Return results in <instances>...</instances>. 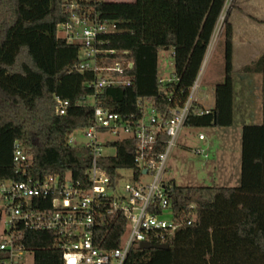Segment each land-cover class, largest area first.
I'll list each match as a JSON object with an SVG mask.
<instances>
[{"label": "trees", "instance_id": "1", "mask_svg": "<svg viewBox=\"0 0 264 264\" xmlns=\"http://www.w3.org/2000/svg\"><path fill=\"white\" fill-rule=\"evenodd\" d=\"M227 0H98L102 19L116 31L104 36L108 48L131 52L129 85H110L97 93L98 104L121 114L140 113L139 99H149L164 113L182 104L202 67L207 48ZM65 0H0V181L21 180L13 164L14 141L30 158L31 174L42 178L70 172L82 178L90 166L85 147L67 144L76 129L92 123L95 74L81 70L82 49L59 34L70 20ZM232 24L223 25L224 80L215 86L210 113L188 115L186 126L233 124ZM172 48L178 81L160 88L158 52ZM262 60V58H261ZM248 70H261L262 61ZM67 99L66 114L56 112L57 99ZM196 108H203L197 103ZM264 113V108H263ZM116 153L102 159L113 176L117 168H134V142L112 143ZM172 207L195 205L191 225L180 227L168 248L134 246L125 264H264V118L242 128L241 176L236 186H178ZM126 231L119 218L108 226L105 247H117ZM23 246L35 264H63L55 235L25 231ZM0 250V264L4 258Z\"/></svg>", "mask_w": 264, "mask_h": 264}, {"label": "built area", "instance_id": "2", "mask_svg": "<svg viewBox=\"0 0 264 264\" xmlns=\"http://www.w3.org/2000/svg\"><path fill=\"white\" fill-rule=\"evenodd\" d=\"M97 1L67 0L70 20L58 27L61 36L81 45L79 68L95 74L91 84L95 94L84 102L94 106L92 123L79 128L84 130L88 142L79 145L70 138L79 129L67 138L68 145L88 149L90 166L82 178H75L70 172L36 178L31 174L30 158L22 143L14 141L13 164L16 173L24 177L0 181V222L5 217L0 237V250L5 256L1 264H35L34 253L22 244L25 231L54 233L63 264H125L134 246L141 242L167 243L177 229L193 223L195 205L182 211L172 207L174 188L165 180V174L188 115L192 111L197 115L211 112L195 107L199 79L190 87L184 102L168 113L157 110L149 99H139L138 114H121L98 104L97 93L105 87L131 83L128 70L133 59L128 50L106 46L104 36L115 32L116 25L100 17ZM177 81L173 73L157 79L162 89ZM56 99V112L66 114L69 100ZM198 137L203 139L204 135ZM126 139L134 142L135 167L128 169L133 170L135 181L120 188L117 173L127 168H117L111 176L102 159L116 153L114 141ZM195 152L204 153L202 149ZM121 217L126 220V231L119 246L105 247L108 226Z\"/></svg>", "mask_w": 264, "mask_h": 264}, {"label": "rangeland", "instance_id": "3", "mask_svg": "<svg viewBox=\"0 0 264 264\" xmlns=\"http://www.w3.org/2000/svg\"><path fill=\"white\" fill-rule=\"evenodd\" d=\"M67 1V0H65ZM112 1V0H111ZM113 1H133V0H113ZM234 0H227L225 7L221 13L219 18L218 27L214 34V39L218 38V36L223 37V25L226 21H229L228 11L230 10ZM209 49V48H208ZM215 52L213 61L211 62V69L209 70L205 67H201L197 78L199 79L198 88L196 90V101L199 104H202L204 107H209L210 104L213 103L214 94L211 90V81L209 78L211 77L210 74H215L219 72L221 69L224 70V52H225V43L224 38L217 41L215 45ZM207 57H205L206 61L207 58L209 59L210 54L207 50ZM174 70V60H173V49H160L158 52V72L159 76L167 77L172 74ZM201 72V73H200ZM209 77V78H208ZM236 78V76H235ZM235 92L239 91L244 94L245 83L235 79ZM206 95L208 97H206ZM241 102L236 99L235 100V107L234 112L236 114L234 124L232 126V137H236V142L238 145H241V131L240 126L243 121V114L246 113L245 108H241ZM221 132V137L219 139L220 144L216 147H220L219 151V160L218 165L214 167V155L217 153L215 150L214 152L210 149H206L204 147H200L202 142L198 139L199 134H203L204 137L206 136V140L203 141L206 143L212 137L214 132L211 126H201V127H193V126H185L182 130V133L179 136L178 142L176 147L172 149L170 153L167 171L165 174V180L169 181L170 183L174 182L178 186H213L225 183L221 179L227 178L228 183L227 186H234L238 184V180L235 181L233 178V174H235V169L237 171V166L235 168L236 161L233 158V154L230 159H226L223 157L225 155L222 154V150L227 147V142L229 141L228 137L224 136V128H218ZM103 137V136H102ZM106 137V136H105ZM70 138H73L74 141L79 145H84L88 142V138L84 134V130L79 129L73 132L70 135ZM209 138V139H208ZM232 145L235 142V138L231 140ZM233 147V146H232ZM198 148H204V153H197L195 152ZM106 152H112V149L105 148ZM205 152L208 154V157L205 156ZM217 157V158H218ZM212 163V164H211ZM237 173V172H236ZM239 174V172H238ZM215 177V180H214ZM135 181L134 173L132 169H121L117 173V183L118 186L121 188L126 183H132ZM172 181V182H171ZM215 181V182H214ZM8 184V183H6ZM2 198L0 197V204H2ZM5 217L0 222V237L2 234V230L5 227ZM26 258H30L26 256Z\"/></svg>", "mask_w": 264, "mask_h": 264}, {"label": "crops", "instance_id": "4", "mask_svg": "<svg viewBox=\"0 0 264 264\" xmlns=\"http://www.w3.org/2000/svg\"><path fill=\"white\" fill-rule=\"evenodd\" d=\"M111 1V0H110ZM113 1V0H112ZM229 22L232 24L233 29V55H232V81H233V124L235 120V100L238 99L241 104V108H245L246 113L241 114V118H243L242 124L240 126L241 131V145H242V128L246 124H261L263 122L264 113V0H234L233 4L228 11ZM219 22V21H218ZM217 26L215 31L217 30ZM214 31L212 38L210 40L209 46L207 48L208 53L210 54L209 59L204 58L202 67H205L209 70L211 69V62L213 61L215 45L218 40L223 39V37L218 36V38L214 39ZM214 51V52H213ZM207 54V52H206ZM207 57V55H205ZM262 58V60H261ZM261 60V66L263 71L261 70H248L250 66H256V63ZM224 67V66H223ZM211 77L209 80L211 81V90L212 93H215V86L217 83L224 80V70L221 69L219 72L215 74H210ZM236 76V78H235ZM235 79L240 80L245 83V91L244 94L242 92H235ZM206 97H208L206 95ZM198 103V102H197ZM201 106L204 109L211 110L215 106V95L213 98V103L209 105V107ZM223 127L226 132H224V136L228 137L229 141L227 142V147L223 149L222 154L225 155V158L230 159L233 154V158L236 161L235 168L237 166V171L235 169V174H233V178L235 181L238 179V184L240 183L241 176V145L237 144L236 137H232V126ZM214 132L210 140L206 143V136L203 139H198L202 142L200 147H204L206 149H210L213 152L217 150L214 155L213 165L216 167L218 165L219 160V148H216L220 142L219 139L221 137V132L218 131V126L211 125ZM235 138V142L232 145L231 140ZM209 139V138H208ZM218 144V145H217ZM233 146V147H232ZM204 148H198L204 150ZM205 154H207L205 152ZM208 157V154L207 156ZM218 157V158H217ZM212 164V163H211ZM237 172V173H236ZM239 172V174H238ZM237 179V180H236ZM215 180V177H214ZM222 184L213 185V186H227L228 179H221ZM172 182V181H171ZM215 182V181H214ZM237 184V185H238ZM236 186V185H234Z\"/></svg>", "mask_w": 264, "mask_h": 264}, {"label": "water", "instance_id": "5", "mask_svg": "<svg viewBox=\"0 0 264 264\" xmlns=\"http://www.w3.org/2000/svg\"><path fill=\"white\" fill-rule=\"evenodd\" d=\"M140 247L143 249L149 248H158V249H165L169 247L168 243H148V242H141Z\"/></svg>", "mask_w": 264, "mask_h": 264}]
</instances>
